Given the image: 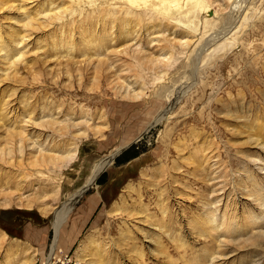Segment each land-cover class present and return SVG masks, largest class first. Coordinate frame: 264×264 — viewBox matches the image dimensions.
<instances>
[{
	"label": "rangeland",
	"instance_id": "374dc122",
	"mask_svg": "<svg viewBox=\"0 0 264 264\" xmlns=\"http://www.w3.org/2000/svg\"><path fill=\"white\" fill-rule=\"evenodd\" d=\"M252 1L264 10V0ZM235 4L0 0V264L50 259L66 204L57 258L72 264H264V219L252 230L264 217V23L249 52L195 69L194 44L179 25L195 20L207 39ZM210 10L218 18L208 22ZM181 77L196 80L192 93L143 135L168 107L163 86ZM22 127L29 140L21 151L12 130ZM74 149L67 167L39 156ZM43 190L56 200L42 203ZM92 195L96 206L85 212ZM217 198L231 224L226 236L211 224Z\"/></svg>",
	"mask_w": 264,
	"mask_h": 264
},
{
	"label": "bare ground",
	"instance_id": "6f19581e",
	"mask_svg": "<svg viewBox=\"0 0 264 264\" xmlns=\"http://www.w3.org/2000/svg\"><path fill=\"white\" fill-rule=\"evenodd\" d=\"M75 3V1H73ZM248 5V6H247ZM229 9L226 8V10ZM259 10V9H258ZM226 14V18L224 19V27L222 26V29H219L216 31V33L210 35L207 39H204V33L205 28L200 29V26L197 25V22L195 20H189L188 24L179 22V25L186 31L188 34V37L191 39V42L194 44V49L189 55V60L192 61L189 68H199V64L203 62V64L206 62H211L216 59L223 60L224 57L227 55L236 53L239 49H245V51H248V45L252 42L251 39L253 36H256L258 30V25L260 23H264V10L263 11H257L256 8L253 6L252 0H236V4L232 11ZM35 17V15H34ZM207 21L210 22L211 20H215L218 18V12H214L212 10L206 12ZM225 17V16H224ZM223 17V18H224ZM36 18V17H35ZM35 20L34 18L29 20L30 26L33 27L32 21ZM223 23V22H222ZM258 35V34H257ZM30 36H24L22 38L21 44L23 45L24 42L28 40ZM184 43L187 42L184 41ZM259 53V52H257ZM252 56V55H251ZM260 56V55H259ZM171 57V56H170ZM215 61V62H216ZM220 61V62H221ZM155 62L160 65L161 61L160 59L155 60ZM219 62V61H218ZM214 63V62H213ZM217 63V62H216ZM212 65V64H211ZM157 66V65H156ZM212 67V66H211ZM213 68V67H212ZM195 69V68H194ZM192 70V69H191ZM190 71V70H189ZM123 72V71H122ZM188 73V72H187ZM197 73V72H195ZM194 74V73H193ZM190 75V74H189ZM192 76V75H191ZM195 77V76H194ZM190 78V77H189ZM196 79V78H195ZM189 80H183L181 77V80L177 81L174 85V87H168L163 86V90L169 92L170 100L167 101L168 107L166 110H163L162 112L158 113V115L155 117L154 121L151 122L147 128L143 131V135L148 133L151 129L154 127H157L158 125H161L164 121L170 120L171 113H173L174 108L181 102L185 97H187L191 90L195 88V81L192 83H188ZM192 93V91H191ZM166 95V94H165ZM167 95V96H169ZM140 96V92L136 94V97ZM190 99V98H189ZM189 103V102H188ZM179 106V105H178ZM26 123V122H25ZM80 123L73 124V127H78ZM28 128V127H27ZM12 130V136L15 135L18 137L16 140V148L18 150H21L24 148V145L27 143L28 136H26V129L24 127L20 128L18 131H15V133ZM143 137V136H142ZM140 138V137H139ZM11 140L7 141L6 147H10ZM33 147L36 148V144L33 143ZM127 147L122 148L121 150L115 151L110 157L106 158L96 172H94L86 181L85 186L78 191L76 194H74L70 199L69 202L71 205H74L78 200L81 199L83 194L92 187H96L97 179L99 176L106 171L110 166L113 165L115 159L117 156H119L123 151H125ZM8 149V148H7ZM6 149V150H7ZM61 149V147H59ZM8 150L12 151V148L10 147ZM10 151V152H11ZM64 153V152H63ZM77 155V149H74L70 152H68L66 155H58L56 157H46L44 154H39V156L42 158L41 162L47 161H58L60 158L64 159V163L62 164L63 167H67L74 159H76ZM257 186H260V190L262 193H264V188L262 185L257 183ZM60 190V189H59ZM41 195L39 196V200L44 203L48 201V197H53L52 200H56V192L53 190V194H47L46 190H43L42 192L39 191ZM214 195V194H213ZM216 195V194H215ZM214 195V198L216 196ZM50 199V198H49ZM220 201L215 200V209L212 210V218H211V224L214 223V230L218 231V234H221V236H226L227 232H224L225 230H229L230 220L228 219L227 211L221 212L219 209ZM32 204V203H30ZM12 204L7 202L5 204L6 207H10ZM17 206L22 207L25 206L22 203V199H19ZM31 208V205L29 206ZM69 206L62 205L60 207L59 211L56 212V218H55V231H56V238L52 245V253L50 254L51 258H57L58 257V242H59V232L61 230V227L63 225V222H65V217L69 212ZM29 209V208H28ZM55 210V209H53ZM264 219V217H256L253 222V229L255 230L257 227V223L259 220ZM261 222V221H260ZM259 225V224H258ZM250 226V225H249ZM254 233V232H253Z\"/></svg>",
	"mask_w": 264,
	"mask_h": 264
},
{
	"label": "built area",
	"instance_id": "2783aa9c",
	"mask_svg": "<svg viewBox=\"0 0 264 264\" xmlns=\"http://www.w3.org/2000/svg\"><path fill=\"white\" fill-rule=\"evenodd\" d=\"M41 264H72V261L69 256H63L61 258H47L43 263Z\"/></svg>",
	"mask_w": 264,
	"mask_h": 264
},
{
	"label": "crops",
	"instance_id": "0c3cea01",
	"mask_svg": "<svg viewBox=\"0 0 264 264\" xmlns=\"http://www.w3.org/2000/svg\"><path fill=\"white\" fill-rule=\"evenodd\" d=\"M96 203H97V198L96 196L92 195L91 199L88 202V208H86V206L84 205V211L86 212L87 209H90V212H91L94 206H96Z\"/></svg>",
	"mask_w": 264,
	"mask_h": 264
},
{
	"label": "water",
	"instance_id": "95a60500",
	"mask_svg": "<svg viewBox=\"0 0 264 264\" xmlns=\"http://www.w3.org/2000/svg\"><path fill=\"white\" fill-rule=\"evenodd\" d=\"M125 150H126V149H125ZM100 176H101V175H100ZM86 193H87V192H86ZM86 193H85V194H86Z\"/></svg>",
	"mask_w": 264,
	"mask_h": 264
}]
</instances>
